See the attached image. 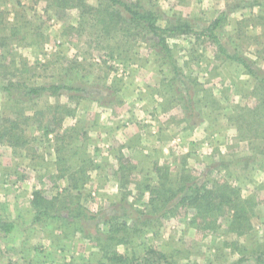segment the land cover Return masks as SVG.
<instances>
[{
	"label": "rangeland",
	"instance_id": "obj_1",
	"mask_svg": "<svg viewBox=\"0 0 264 264\" xmlns=\"http://www.w3.org/2000/svg\"><path fill=\"white\" fill-rule=\"evenodd\" d=\"M121 1L160 14L162 28L193 27L167 38L178 72L155 38L129 24L109 0H0V127L9 126L7 117L16 121L34 145L26 151L0 143V221L8 224L0 228V264H264V87L258 78L264 77V0ZM53 84L82 89L74 100L60 96L59 108L76 109L61 121L46 110L55 98L45 93L27 100L21 93ZM115 130L126 132L113 146L106 139ZM60 141L66 145L56 147ZM110 160L129 162L122 171L124 199L118 189L114 201L92 195V173L104 175ZM53 166L58 173L86 169L82 188L89 196H59L64 188L54 184ZM182 180L238 191L246 233L230 230L236 220L227 205L208 227L193 224L192 208L175 207ZM153 185L167 199L155 213ZM34 189L46 199L45 192L54 195L48 197L52 215L36 218ZM65 205L83 208L82 228L57 229L61 223L51 217ZM121 205L129 219L120 217ZM138 209L148 222H135ZM114 225L126 226L127 240L109 231Z\"/></svg>",
	"mask_w": 264,
	"mask_h": 264
},
{
	"label": "trees",
	"instance_id": "obj_2",
	"mask_svg": "<svg viewBox=\"0 0 264 264\" xmlns=\"http://www.w3.org/2000/svg\"><path fill=\"white\" fill-rule=\"evenodd\" d=\"M109 2L111 3V5L120 7L126 13V15L128 16L127 19H128L129 24L133 26H137L138 28H142L148 34H151L155 38L157 46L164 53L166 59L169 61V63L173 67L174 72L175 71L178 72V68L176 67L174 61L172 60L171 51L168 48L169 45L167 44V38L172 35H177V34L193 33L194 32L193 27L185 22H179V23L176 22V23H169L167 26L162 28L157 24V21L161 18L160 17L161 15L157 14L156 12H153L151 10L135 9L131 5L121 0H109ZM80 7L82 9L88 8L90 11H95L94 8L87 7L84 3H82ZM220 23H221V19L215 20L212 23V28L216 29V27H218ZM225 56L228 59L234 60L237 63H239L247 71L248 74L252 76H257V72H255L249 65H247V63L244 60L238 58L236 55H229L227 53ZM258 78L260 80V85H259L260 88L264 87V79H263L264 77H258ZM11 86L18 87L19 84L17 85L15 84ZM2 88L6 90L8 89V87H2ZM81 91L82 89L79 87H75L72 85H58V84H53L50 86H39V87L32 86L24 90L21 89V93H23L26 96L27 100H32L34 97H39L45 93L55 98V100H57L56 101L57 104L48 105L46 107L47 113L51 114V120H55V121H61L62 119H64L63 116H65V114H67V116H73L75 114L74 111L76 109L74 107H73L74 109H68V111H64L63 110L64 107L59 108L58 102H59L60 96L63 95L62 93H68L69 94L68 96L74 100V97H71L73 96V93L81 92ZM42 113L43 111H38L35 114L42 115ZM59 114H61L60 118L58 116ZM29 119H31L30 116H26L24 118V120H29ZM4 122H8L9 126L0 127V143L8 144L13 150H15V148L17 147L24 149L26 151H27V148L31 150V146L33 147L34 145L32 144V142L28 143V141H26V138L23 135V130H21L18 126L19 124L16 121L11 120L8 117L3 119V123ZM41 128H42L41 130L43 131V134L45 133V135H47L48 134L47 127L44 126ZM51 133L53 132L51 131ZM55 140L57 139L55 138ZM63 144L65 143L61 142L60 144L57 143V145L55 146L61 147V146L66 145V144L65 145ZM56 147H55V150H56V153H58L56 160L59 163L60 161L59 153L60 152H59V148L56 149ZM121 162L122 160H120L119 169L123 171V169H125V164H128L129 162L128 161H126L125 163L124 162L121 163ZM65 171H62V172H65ZM85 174H86V169H83V167H78L76 171L73 170L69 173L67 172L65 175L66 176L68 175V177L66 178L67 179L69 178L70 183H68V185L64 187V189H62L61 192L58 193L59 196H62L64 194V198L66 199L70 197L71 194H75L76 197H79L80 195H84L85 197H88L90 193H83L84 189L82 188V185H84L87 181V177ZM121 175L123 177V172L121 173ZM161 179L162 177L157 178L158 180L157 181L158 183L156 182L157 185H160V186L163 185ZM182 181L185 182V185L180 187L177 190L178 192L176 194L181 193L183 195L179 199V202L175 204V207L176 208L178 207L192 208L195 211L194 219L191 220L193 224L196 221L200 220L199 225H202L203 227H208L206 226V224H208L209 219L216 215V212L218 211V209L222 207V205H227L233 208V213H234L233 218L234 220H236V222L232 221L233 223H235V225H231L230 230L235 231L238 234L246 233V231H244L241 227V222L247 223L248 221V218L246 217L244 213V208H243V203L245 202L244 201L240 202V199H238V196H237L238 191H235L234 189L227 187L225 184L218 185V183H214V187L208 190L205 184L198 186L196 181H191V183H189V181L187 180H182ZM180 182L181 180H179V183ZM153 186L149 187L150 194H155V196L151 199V202H150V205L153 207V210L150 209V211L151 212L153 211L155 213L159 209L164 208L163 206L167 203V199H166L165 192L162 191L164 188L159 190L158 188H156L155 186L153 187ZM119 187L123 193V194L121 193L122 197H120V199L122 198L124 199V197L128 196V191L126 190L127 186H126L125 179L120 181ZM144 189H148V185L145 186ZM42 193L43 192L40 190L33 192V199L31 201V206L33 207V209H35L37 213L36 218H39L40 216L42 217L44 216V214L52 215V213L49 210H53L54 205L51 200H48L45 197H43ZM139 196L142 197V193H139L138 197ZM56 198L54 200H56ZM82 209L83 208H80V207H73V206L68 207V205H65L64 209H62L61 212L56 211L59 213L57 214H55L56 212L53 213L55 215H53L51 218L54 219V221L61 223V226L57 227V229L74 231V227H77V229L81 227L80 223H81V220L84 219V217L88 219V216L85 214V211H82ZM120 209H121L120 211L122 212L120 217L129 219L130 216H132L130 214L127 215V212H125V210L127 209L123 207V205H121ZM138 210L139 211L137 210L135 211L136 214L138 215V217L136 218L137 220H135V222H138V221L141 222L140 221L141 219L146 220V216L143 215L145 214V211L142 209H138ZM146 222L148 221L146 220L145 223ZM6 227H8V224L0 221V228H6ZM123 227H126V226L124 225L122 226L114 225L112 227L110 226L109 231H112L113 233L114 230H118V233H120V235H118V238L116 239L127 240L126 238H128V233L125 231V229H123ZM1 232L2 230L0 229V233ZM111 260L114 261V258H111ZM120 262L122 263L125 261H123L121 258ZM126 262L129 263L128 260H126Z\"/></svg>",
	"mask_w": 264,
	"mask_h": 264
},
{
	"label": "crops",
	"instance_id": "obj_3",
	"mask_svg": "<svg viewBox=\"0 0 264 264\" xmlns=\"http://www.w3.org/2000/svg\"><path fill=\"white\" fill-rule=\"evenodd\" d=\"M115 131L116 133L108 131L107 139H106V141L109 140L111 144L114 143L112 144L113 146L116 144L115 142L118 141L117 137L122 136V134L126 132V130L124 131L115 130ZM154 133L155 131L153 132L152 139H154V142H155V139L157 140L158 135ZM46 157H48L47 162H49V165H50V163H52V160H53L52 157H50V153L49 155H46ZM116 163H117L116 161L110 160V165L105 170H103L104 175H100L101 173L99 174L98 171L97 172L95 171L94 173H92L93 178H94V183H95L92 186L93 196L96 194L98 197L100 196L99 198L105 199V201H108L110 198H112V200L114 201L117 198L118 190H120V188H117L116 184L120 185V181L124 180V177H122L121 175L122 171L119 169V165H117ZM53 167L52 168L54 169V171H52V175H53L52 180L54 184L57 185V187H62V188L66 187L68 183H70L69 178L68 179L66 178L68 177V175L67 176L65 175L67 172H62V169L58 168V170L62 172V173H58V171H56V166H53ZM48 182H51V177H50V180H48ZM112 185H114L113 186L114 188H112ZM97 186L98 188L96 189ZM34 190L36 191L37 189H34ZM59 191H61V189ZM49 194L50 196H47V199L48 197L49 198L51 197L50 199H52V196L54 195H51L50 192L49 193L45 192V195H49ZM31 197H33V195Z\"/></svg>",
	"mask_w": 264,
	"mask_h": 264
}]
</instances>
